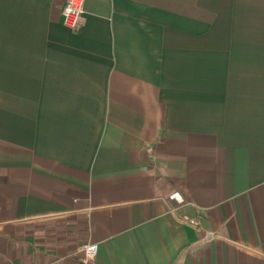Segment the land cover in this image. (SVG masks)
Listing matches in <instances>:
<instances>
[{"label": "crops", "instance_id": "obj_1", "mask_svg": "<svg viewBox=\"0 0 264 264\" xmlns=\"http://www.w3.org/2000/svg\"><path fill=\"white\" fill-rule=\"evenodd\" d=\"M0 0V264H264V0Z\"/></svg>", "mask_w": 264, "mask_h": 264}, {"label": "built area", "instance_id": "obj_2", "mask_svg": "<svg viewBox=\"0 0 264 264\" xmlns=\"http://www.w3.org/2000/svg\"><path fill=\"white\" fill-rule=\"evenodd\" d=\"M86 10V0H67L63 10L64 25L72 30L79 28L82 17ZM84 252L83 262H94L98 254L99 245L96 242H86L80 246Z\"/></svg>", "mask_w": 264, "mask_h": 264}]
</instances>
